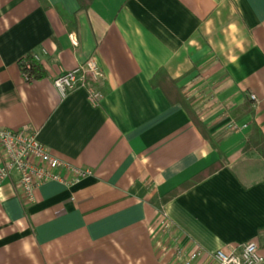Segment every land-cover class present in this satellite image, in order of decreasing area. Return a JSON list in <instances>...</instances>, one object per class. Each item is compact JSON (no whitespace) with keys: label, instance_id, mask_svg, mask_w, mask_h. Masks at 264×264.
Here are the masks:
<instances>
[{"label":"crops","instance_id":"0c3cea01","mask_svg":"<svg viewBox=\"0 0 264 264\" xmlns=\"http://www.w3.org/2000/svg\"><path fill=\"white\" fill-rule=\"evenodd\" d=\"M27 54L42 78L23 79ZM92 56L97 101L59 92L53 79ZM159 70L216 146L153 85ZM253 123L264 138V0H0V129L27 126L89 170L30 202L16 175L0 186V264H172L152 242L162 212L181 247L203 250L193 264L250 240L264 258V147L244 149Z\"/></svg>","mask_w":264,"mask_h":264},{"label":"built area","instance_id":"2783aa9c","mask_svg":"<svg viewBox=\"0 0 264 264\" xmlns=\"http://www.w3.org/2000/svg\"><path fill=\"white\" fill-rule=\"evenodd\" d=\"M34 57L37 59L35 55ZM100 76L99 66L92 56L74 69L56 76L53 84L62 94L83 87L88 91L89 100L95 103L100 95L88 85L86 78L95 81ZM250 98L255 101L254 95ZM61 170L71 176H62ZM87 174L89 170L76 167L47 151L39 142L36 132L29 127L0 129V186L16 175L20 192L27 201L33 200L34 191L44 182L52 180L72 184ZM171 230L172 222L162 212L152 233L153 247L159 257H170L172 264H193L203 255V250L199 247L189 250L181 247ZM209 258L215 264H264L258 245L252 240L227 251L216 249L209 254Z\"/></svg>","mask_w":264,"mask_h":264},{"label":"trees","instance_id":"16d2710c","mask_svg":"<svg viewBox=\"0 0 264 264\" xmlns=\"http://www.w3.org/2000/svg\"><path fill=\"white\" fill-rule=\"evenodd\" d=\"M73 23V27H75V21L72 19L71 21ZM29 65L28 67L26 65ZM19 68L21 71V74L23 76V79L27 82H31L33 80L36 79H40L44 76V71L41 67V65L39 64L38 60L35 59L33 54H27L25 56H23L20 60H19ZM88 85H90L92 87V89L97 92L98 94L100 93V91L98 90L97 87V82L90 80V79H86ZM151 82L153 83V85H157L159 86L164 92L165 94L174 101H178L179 103H181L183 106H185L189 112L190 108H189V98L187 96H185L184 94H182L175 86V80L171 79L167 73L164 70H159L154 77L151 79ZM192 113V112H191ZM193 119L195 121V123L197 124V126L199 127V129L201 130V132L203 133V135L205 136V138L207 140H209V142L213 145L216 146L214 144L215 139L214 137L208 132L206 126L198 119L197 115L193 112ZM260 145H262L264 147V138L262 137L259 129L256 128L255 124H252L251 127V132L248 135V139L245 143L244 149H249V148H257ZM264 149V148H263ZM263 156H264V150L262 152ZM217 167V166H216ZM214 169H206V171L203 174H199L196 177L183 182L179 187L173 189L172 191L162 195V196H153L151 198V203H153V205H155L158 209L161 208V205L167 201L168 199L172 198L174 195H176L179 190L185 189L186 187L192 185L195 181L201 179L203 176L211 173Z\"/></svg>","mask_w":264,"mask_h":264}]
</instances>
